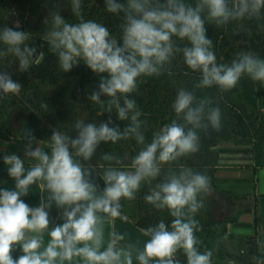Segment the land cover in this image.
<instances>
[{"label":"trees","instance_id":"obj_1","mask_svg":"<svg viewBox=\"0 0 264 264\" xmlns=\"http://www.w3.org/2000/svg\"><path fill=\"white\" fill-rule=\"evenodd\" d=\"M115 2L122 4L123 10L109 12L106 0H80L78 12L73 11V0H0V37L5 28L24 32L27 37L18 46L29 60L27 69L21 68L20 56L10 50L13 46L0 39L1 70L21 85L20 92L12 98L20 117L18 132L25 139L41 141V151L49 157L52 154L53 133L60 132L68 137L66 142L72 158H75L74 162L79 165L96 164L99 183L104 191L107 187L105 173L135 170V157L152 143L164 126L175 122L184 127L185 132L193 129L199 138L198 151L182 155L169 163L161 164L157 159L160 169L157 176L142 180L134 199L122 197L119 201L120 213L144 230L156 228L163 222L171 231L172 221L176 217L170 214L167 207L157 208L145 198L159 191V186L170 182L173 177L183 175L190 178V173L207 175L211 180V192L197 195V200L203 201L204 207L194 215L187 208L184 209L183 219L187 220L191 216L199 221V230L195 232L197 250L200 253L212 251L211 264H263L264 251L252 235L238 236L237 250L228 248L227 240L234 238L228 224L246 223H239L235 215L221 217L218 210L227 204L235 207L247 195L221 188L216 171L223 152H251L254 163L248 166L255 172L259 167H264V84L244 74L229 91H223L215 84L198 87L202 73L190 69L183 56V49L191 47V43L187 38L173 36V54L169 62L161 67L159 74L140 75L136 79L135 89L127 94L118 92L115 97H111L100 92V83L109 79V74L93 72L83 59H79L71 70L65 72L60 66L58 51L52 50L49 33L58 30L53 17L59 15L69 25L92 21L105 26L109 38L122 46L127 15L131 14L135 18L140 16L129 12V0ZM181 2L195 8L201 0ZM225 3L230 11L237 10L239 6V0H225ZM158 4L164 5L166 0H149L146 7L152 8ZM201 18L204 20L206 37L212 41L211 50L216 55L218 65L231 66L242 54H251L264 60V5L258 13H245L243 17L229 18L225 23L211 19L205 6ZM25 49L34 51L29 55ZM181 89L194 96L191 107L195 108L201 101L204 102L200 128H193L184 119V113L177 114L174 110L176 95ZM93 93H100L98 101L90 99ZM2 95L3 91L0 90V97ZM125 99L135 101V108L127 113L126 119H121L118 106L125 107ZM216 107L221 110L219 130L213 128L208 120L210 109ZM137 111L140 113L137 117V132L143 136V142L138 141L136 132H129L126 138L116 142L100 141L88 159L74 151L71 140L79 135L81 129L77 128L78 124L81 128L88 124L97 128L107 124L110 128H117L123 136L127 129L134 126L131 117ZM223 142L233 146L224 147ZM0 155L11 154L0 152ZM30 158L21 160L29 165L40 164L39 159L31 155ZM215 193L219 196H215ZM251 210L250 205H245L241 211ZM258 220L256 213L255 223ZM173 259L176 264H187L183 249H178Z\"/></svg>","mask_w":264,"mask_h":264},{"label":"clouds","instance_id":"obj_2","mask_svg":"<svg viewBox=\"0 0 264 264\" xmlns=\"http://www.w3.org/2000/svg\"><path fill=\"white\" fill-rule=\"evenodd\" d=\"M106 3L109 12L123 10V5L115 0H106ZM148 3L149 0H129V12L139 14L140 18L127 15L122 46L109 38L105 26L92 21L69 25L61 16L55 15L53 21L58 30L49 33V42L52 50L58 51L61 68L67 72L79 59H83L93 72L109 74V79L101 81L100 92L111 97H115L118 92L127 94L135 89L136 79L140 75L160 73L161 67L169 62L173 54L171 38L176 36L187 38L191 43V47L183 49V56L190 69L202 73L198 87L215 84L221 90L229 91L244 74L264 83V60L251 54H242L231 66L216 63V55L211 50L212 41L206 37L204 20L201 18V11L207 6L211 19L225 23L229 18L243 17L245 13H258L264 0H239L235 11L228 9L225 0H201L195 8L186 6L181 0H166V4L152 8L146 7ZM79 8L80 0H73V11L78 12ZM26 38L24 32L11 28H5L0 37L13 46L10 50L20 56L23 69L28 68L29 60L18 46ZM25 51L31 55L34 50ZM20 89L21 85L10 76L0 75V90L4 93L18 94ZM99 96L100 93H93L90 99L98 101ZM193 100L194 96L190 92L181 89L173 107L177 114L184 113V119L193 128H200L204 102L193 108ZM124 104L125 107L118 106L121 119H126L127 113L135 108V101L125 99ZM139 115L137 111L131 117L134 126L127 129L123 136L117 128H110L107 124L99 128L92 124L81 128L78 124L77 128L81 130L78 137L71 140V144L78 147L79 155L88 159L100 141L116 142L126 138L129 132H136L138 141L143 142V136L137 132ZM220 119V108L210 109L208 120L213 128H221ZM68 140L60 132H54L51 157L39 149L31 151L29 155L39 159L40 164L26 175L21 158L17 155L4 157L5 164L10 165L9 175L15 178L19 191L0 192V264H54L57 259L72 261L74 257H82L87 264H119L122 256L124 264H132L131 253L116 248L117 241L124 239L123 235L116 236L113 233L114 238L107 248L100 251L102 230L98 227L100 221L96 213L103 212L113 219L119 217L127 220V216H121L119 201L122 197L134 199L140 182L157 176L160 171L157 159L161 164L169 163L199 149V138L193 129L185 132L184 127L175 122L166 125L152 143L135 157V173L107 171L104 194L94 199L93 186L84 179L80 165L73 161L66 142ZM189 175L190 178L183 175L173 177L170 182L160 185L159 191L145 198L157 208L167 207L176 219L172 221L171 231L163 222L156 228L141 230L151 238L137 256L140 264H149V260L153 259L158 264H176L173 256L178 249H183L187 264H211L212 251L200 253L196 248L198 240L195 232L199 230V221L191 216L187 220L183 219L185 208L194 215L204 207L203 201L197 200V195L211 192V180L204 174ZM41 178L47 181V188L58 205H74L64 213L66 222L50 231L51 240L43 252L37 251L41 247L40 237H27L26 233H42L47 229L48 212L43 207L32 209L20 199L21 194L27 193L28 186ZM81 201L90 202L85 206ZM15 244H21L24 253L17 259H13L10 254Z\"/></svg>","mask_w":264,"mask_h":264},{"label":"crops","instance_id":"obj_3","mask_svg":"<svg viewBox=\"0 0 264 264\" xmlns=\"http://www.w3.org/2000/svg\"><path fill=\"white\" fill-rule=\"evenodd\" d=\"M228 144V146H227ZM222 146L232 147L228 142H223ZM3 155H0V192L4 190L19 191L16 188V180L9 175L8 169L10 165L5 164ZM254 163V156L251 152L229 153L223 152L220 154L219 166L216 171V177L221 188L229 189L233 193L239 195H247L254 198V206L251 211H241L243 207L236 210L231 206V213L238 217L239 223L246 224H228L229 231L234 235V238L228 239L226 244L230 250H237L236 245L238 236H254L259 243L260 239L264 240V167H259L255 172L249 164ZM36 165L24 163V174L26 175ZM84 173V179L93 186V198H100L104 191L99 183V172L93 165H80ZM20 199L23 200L30 208L35 209L43 207L48 212L49 226L42 233L27 232V237L39 236L41 239V247L37 250L43 252L51 240L50 231L66 222L64 215L65 211H70L74 205H58L52 198V192L47 188V181L43 178L36 180L28 186L27 193L21 194ZM90 201H81L82 205H87ZM228 205V204H227ZM230 207V205H228ZM236 210V211H235ZM235 211V213H233ZM256 211V212H255ZM256 213L259 217L255 223ZM79 215V213H78ZM100 223L98 227L102 230V239L100 251L107 248L109 242L116 236L123 235V240H118L116 248L124 252H130L132 256V264H140L137 259L139 253L143 251L144 244L150 240V236H145L141 231L142 228L137 226L131 219L124 220L122 218H111L103 212L96 213ZM121 216H125L121 213ZM144 230V229H143ZM83 246V245H78ZM261 250L264 247L261 245ZM11 256L13 259L23 255L21 244L12 246ZM54 264H87L82 257H74L72 261H61L57 259ZM119 264H124V258L121 257ZM149 264H158L156 260H149ZM264 264V262H263Z\"/></svg>","mask_w":264,"mask_h":264},{"label":"rangeland","instance_id":"obj_4","mask_svg":"<svg viewBox=\"0 0 264 264\" xmlns=\"http://www.w3.org/2000/svg\"><path fill=\"white\" fill-rule=\"evenodd\" d=\"M2 65L3 62L0 60V75H5L1 70ZM14 96L15 94L3 92V95L0 97V152H7L11 155H17L21 159L29 160L31 159L29 153L37 149L41 151L43 143L35 138L25 139L18 132L20 117L18 108L12 103V98ZM74 151L78 153V147H74ZM73 161H75V158H73ZM93 166L97 169L96 164ZM0 172L2 173L3 171ZM128 173L134 174L135 170H128ZM215 196H219V194L215 193ZM218 203L220 204V199ZM245 205L254 206V198L252 196H247L246 198L240 199L235 209L238 210ZM235 211L233 213H235ZM231 212V206L229 207L228 205H224V207L222 205V209L220 208V210H218L219 216L221 217L222 215H229ZM128 219L130 218L128 217ZM262 221H264V219ZM260 241V245L264 247V240L261 238Z\"/></svg>","mask_w":264,"mask_h":264}]
</instances>
